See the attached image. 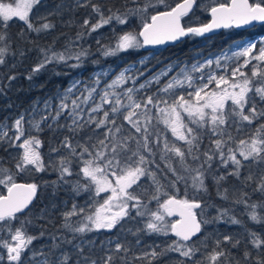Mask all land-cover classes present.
<instances>
[{
  "label": "snow or ice",
  "instance_id": "6c2138e0",
  "mask_svg": "<svg viewBox=\"0 0 264 264\" xmlns=\"http://www.w3.org/2000/svg\"><path fill=\"white\" fill-rule=\"evenodd\" d=\"M163 2L164 0H158V3ZM39 3L40 0H12L11 3L0 0V20L4 22L0 27L6 28V22L18 18L25 22L32 32L41 33L54 28L51 22H45L38 27L31 22L30 13ZM87 3H90V0H85V6ZM195 4L196 0H182L170 11L151 16V23H145L142 31L138 34L131 32L122 34L114 47H104L103 55L115 56L144 45L163 44L165 41H175L189 35L203 36L221 27L233 25L238 27L253 21H264V0L255 3H250L249 0H230V3H221L210 9L212 19L209 23L185 27L181 24V19L188 16ZM91 6L94 12L100 14V21L90 25L89 20L85 19L83 27H88L90 31H95L112 20L120 24L128 22L127 14H111L105 18L98 5ZM150 6H152L150 3L145 4L139 11L145 12ZM81 35L77 34V39H80ZM254 49L256 44L249 43L233 52L231 56L222 54L203 63L185 65L162 86L157 87L151 95L146 94L147 90L152 89L154 85H161V78L167 77L174 65H168L148 77L138 87L137 81L144 72L140 71L135 63L119 71L102 89L101 78L108 76L109 73L98 72L92 81L93 86L85 85L84 91L75 97L74 91L80 81H74L60 96L54 115L48 112L39 119L33 117L28 121L37 133L44 130L42 125L49 129L53 125L59 128L66 127L73 135L86 128L91 129L93 133L102 130V138L88 136L84 143L73 144L70 136H65L61 141L60 147L67 149L70 157L79 158L82 167L78 174L86 180L83 184L77 181L73 191L77 193L92 191L94 197L100 196L101 193L108 194L102 203L93 204L90 208H78L73 204L70 211L63 213L62 227L76 234L101 229L111 230L120 225L125 218L134 219L135 217L131 215L134 210L136 217L146 218L143 227L138 228L137 232L162 235L172 233L178 238L159 253L153 248L151 252H145L137 258L144 260L151 257V260H148V264H151L152 260L168 252L179 253L185 258L194 257L200 249L188 242L201 232L202 224L226 218L230 219L231 223H239L235 217L229 216V209H218L212 220L199 219L196 210H200L203 215L205 209L211 206L204 204L200 197L202 192L208 191L205 184L208 176H212L216 183L218 194L227 200L228 189L220 191L221 182L227 180L228 176L239 178L241 170L248 163H264V124H260L254 133L244 138H237L228 130L236 125V131L241 132L245 123L252 125L254 121L264 118V109H258L256 104L257 98L264 102V70L260 67L264 64V47H260L258 54L255 55ZM40 51L43 59L32 68L33 74L54 62L67 64L69 60L76 61L71 65L72 68H79L83 58L89 55L88 51L83 49L72 52L71 46L66 47L63 52L50 48H42ZM9 54L15 55V52L10 48L8 34L6 31H0V65L5 63V58ZM20 55L23 56L25 53L21 51ZM240 58H244L243 62L237 63L230 72L227 64L222 65V61L238 62ZM253 60L257 64L253 65L249 76L242 69L247 68ZM139 63L143 64L144 61ZM213 65L217 69L224 68L225 74L218 76L212 70ZM226 75L230 76V79L226 78ZM31 78L30 74L28 79ZM9 79L15 77L10 76ZM129 82L133 86L125 87ZM140 93L145 94L139 95ZM95 95H99V102H94ZM90 102H93L92 106L88 107ZM44 108L49 109L50 104L46 102ZM65 113L71 122L67 125H58L60 117ZM50 117L52 124L47 123ZM24 123L23 115L15 120L12 126L15 129L13 136H9L6 125H0V141H7L9 146L22 150L15 163V173L9 168L0 167V186L6 188V194H0V224L7 226V231L11 234V242L0 243L6 248L7 259L12 264H23L24 254L29 250L33 240L38 238L27 234L24 223L15 230L11 227V222L18 218L17 214L24 213L32 204L39 187L36 183H17L15 175L28 170L43 172L47 167L39 151L42 141L38 135L25 137ZM160 125L164 126L163 131ZM202 132L208 133L210 139V146L203 150ZM167 133L171 134L173 141H169ZM22 137L25 138L20 142ZM58 150L52 149L54 152ZM158 154L167 171L161 169L157 163ZM189 160L192 161L191 164ZM173 161L176 162L175 165ZM58 164L59 167L53 166V170L59 172L61 180L73 175L72 160L69 157H60ZM214 164L231 170L226 174L213 175ZM142 178L150 180L152 188L150 195L145 192L147 199H142L134 190L130 191L134 185L137 188L141 187ZM248 180H252L251 175L246 177V181ZM181 183L184 185V198L177 199L168 189L178 192L177 184ZM256 190L264 193V177H261ZM189 195L191 199L188 198ZM153 201L156 202L154 210L149 207ZM236 202L247 205V201L243 199ZM247 206L251 209L249 215L253 221L260 222L264 219L256 211L258 207L264 210V204L254 203ZM176 214L179 219L174 222L166 219ZM73 216H81L77 221L78 226L71 223ZM250 236L252 237L250 243L255 249L264 248V238L255 233H250ZM53 239L55 240V237ZM66 242L71 244L72 240ZM225 242L231 244L233 238L224 235L222 239L215 241V247L205 258L209 264H217L221 257L226 261V253L221 247ZM87 243L91 244L92 241ZM108 244L113 245V241L109 240ZM236 244H239V241H235L233 246ZM59 247L60 244L57 243L52 245V248ZM75 247L82 255L84 249L79 244ZM129 251L130 249L117 239L110 251L99 258V262L88 256H82V260L83 264H116L119 258L121 264H126L125 257L120 256V253L127 254ZM70 259L69 254L61 253L55 264H69ZM244 259L248 261L250 253L245 252ZM40 264L52 262L45 258ZM77 264H80V261H77ZM193 264H203V261H193ZM255 264H264V260L257 258Z\"/></svg>",
  "mask_w": 264,
  "mask_h": 264
},
{
  "label": "rangeland",
  "instance_id": "374dc122",
  "mask_svg": "<svg viewBox=\"0 0 264 264\" xmlns=\"http://www.w3.org/2000/svg\"><path fill=\"white\" fill-rule=\"evenodd\" d=\"M106 1L109 0H90V3H87L85 6V0H40V3L35 5L30 13V20L35 26H40L45 22H51L54 25V28L36 33L30 31L25 22L19 20L18 18H13L12 20L6 22V28L0 27V31H6L8 34V42L10 48L15 52V55L9 54L5 58V66L14 64V61L17 57V49L26 48L28 44L30 45L31 51H34L32 58L37 62L39 57L42 55L39 45L46 40L59 39L69 41V39H75L71 46L72 49L87 50L88 53L94 51V53L99 57L101 62L99 65H89L86 68H80L75 72L69 74L67 77L66 84L63 87L53 89L45 93L44 96L35 98L32 103L30 102L26 108H24L19 113L15 114L14 112H7L8 114L3 120H1L0 125H6L9 136L15 134V129L12 127L15 120L21 115L25 117V137L32 135L37 136L42 141V145L39 149L41 152L46 170L43 171L51 176L50 186L45 190L42 196L37 197L36 203L34 202L32 206L25 210L22 214H17L18 218L11 222V227L13 230L20 227L21 223L25 224V228L35 231L37 229H53L50 230L49 234H36L28 235L36 236L37 239L33 240L32 244L29 246V250L23 256V264H40V261L47 258L52 264L60 258L61 253H67L71 257L69 264H77V261H80V264H83L82 256H88L93 259H97L104 256L110 251V248L114 246V243L117 239L123 244H125L130 251L125 253H120V256L125 258L128 256V263H136V261H142L137 259L142 256L145 252H151L153 248L159 253L162 249L167 248L168 245L172 244L173 241L178 239L175 234L169 233L168 235L156 234V233H146V232H137L138 228L143 227L144 220L146 218L136 217V213L133 210L131 215L135 217L134 219L125 218L116 228L111 230H97L93 232H87L83 234H76L68 231L63 228L64 223L63 213L70 211L73 204H76L79 207L90 208L93 204H99L103 202V199L108 195L107 193H101L100 196L94 197L92 191H81L79 193L73 191V186L77 181L81 184L85 183L86 180L82 175H79V170L82 167V164L79 163L78 157H70L68 150L61 148V141L65 136H70L72 138L73 144L76 142L84 143L86 137L88 136H100L102 138V130H97L96 133H93L91 129H84L80 133L73 135L66 127L59 128L57 125H53L51 129L42 125L43 131L37 133L35 132L28 121L32 120L33 117L39 119L41 115H46L48 112H51L53 115L59 104V98L68 89L74 81H80V84L77 86L74 91V97L79 96L81 92L84 91V86L92 87V81L95 79V74L102 71H107L108 76L101 78L100 88L102 89L106 83H109L114 76L119 73L123 68L128 67L130 64H137V67L140 71L144 72V75L139 77L136 86L138 87L140 83H143L145 79L153 76L162 69H165L168 65H174L173 70L168 74L167 77L161 78V85H154L152 89L147 90L148 95L153 94L156 91L157 87L162 86L167 79L175 75L181 67L185 65L191 66L196 62L203 63L207 59H215L220 57L222 54L231 56L235 51H238L240 47L245 46L249 43H255L256 49L253 50V55L258 54L260 47H264V33L256 36L244 37L242 39L234 40L229 44L214 49L212 47L211 36L213 35H203V36H190V40L194 43V48L185 47L180 45V51L176 53V56L162 58L160 53L164 48L150 49L145 45L143 47L128 50L125 52H120L115 56H104L103 50L105 46L114 47L117 43L119 36L124 33H134L138 34L145 23H149L151 16L155 15L161 10H166L168 4L166 2L158 3V0H129L128 3L124 4V11L112 12L113 9L109 6V3ZM251 2H261V0H250ZM5 3H11L12 0H3ZM230 0H197V7L184 18V21L187 25L191 23L199 22L202 24L201 19L202 15L210 14V9L221 3H229ZM151 4L152 6L147 8V11L141 12L139 9L143 8L145 4ZM92 4H96L101 8L103 16L107 18L111 14L123 15L127 14V23L120 24L116 20H112L109 24H105L102 27L96 29L95 31H90L88 27H83V21L85 19L89 20V24H96L100 21V14L96 13L92 9ZM177 4V3H176ZM175 4V5H176ZM175 5L171 6L173 8ZM169 8V9H170ZM211 16V15H210ZM46 18V19H45ZM4 22L0 20V24ZM140 30H137V27L141 25ZM191 26V25H189ZM199 26V25H196ZM256 26V25H255ZM188 27V26H187ZM253 28V27H252ZM231 29V27L224 28ZM236 29V28H235ZM77 34H82L80 39H77ZM229 34L228 30L226 36ZM215 35V34H214ZM225 36V37H226ZM142 40V38H140ZM227 39V37H226ZM65 43V42H64ZM45 44H48L46 42ZM23 51V50H21ZM19 53V52H18ZM31 56L30 54H28ZM244 58H240L237 61H222L223 64H227L228 70L237 66V63H242ZM140 61H144L143 64H140ZM12 63V64H11ZM255 60L248 65L247 68L242 69L249 76H251V69L253 65H256ZM261 69L264 70V64L260 65ZM213 71L216 74L222 75L225 74L224 68L217 69L213 65ZM226 78L230 79V76L226 75ZM44 81L45 84L49 82V79L45 76L42 77L41 82ZM45 84H39L34 82L30 88L32 90L41 88ZM133 85L129 82L125 87H132ZM119 91V89H118ZM99 92V89H98ZM30 93V92H28ZM86 94V93H85ZM145 93H140L139 95H144ZM73 97V98H74ZM50 104L49 109H45V103ZM94 102H99V95L94 96ZM93 102H90L89 106H92ZM230 103V102H229ZM258 109H264V102L260 101L258 98L256 100ZM17 106H21L17 104ZM87 111V107H85ZM155 111V110H153ZM247 111V109H246ZM70 119L67 116V113L63 114L59 121L58 125H67L70 123ZM48 124H52L53 121L51 117L47 121ZM264 124V118L256 120L252 125H243L241 132L236 131V125H233L228 130L232 132V135L237 138H244L250 136L255 132L256 128ZM94 127V126H93ZM127 128V125L125 124ZM161 131L164 130V126H159ZM169 141H173L174 138L170 133H167ZM202 141L210 143L209 134L202 132ZM22 137L21 141L25 138ZM214 138V137H213ZM46 140V142H45ZM20 142H16L19 144ZM94 142V141H93ZM45 146V147H44ZM43 148V149H42ZM53 148L59 149L58 151H52ZM79 151V149H77ZM22 150L19 147L9 146L7 141H0V167H6L12 170L15 173V163L18 160ZM69 157L72 160L71 171L73 175L66 176L64 180H61L59 172L53 170V166L56 168L59 167L58 161L60 157ZM87 158V157H86ZM155 170V168H153ZM221 167L217 175L226 174L227 171ZM38 172V173H43ZM37 172L34 170H28L23 173L16 174L17 179L27 180L28 177L33 176ZM251 175L252 180L246 181V177ZM261 177H264V163H248L241 170V176L239 178L234 176H228L227 180L221 182V189H228L227 196L228 199H223L219 194L216 198L209 200V203L206 205H211L205 209V213L202 215L200 210L197 211V216L199 219H208L212 220L213 217L217 215V210L224 208L229 209V216L235 217L239 223H231L230 219H222L218 221H213L208 224H202L201 232L192 238L188 243L195 244L197 248L200 249L196 255L192 258H185L180 256L176 252H168L166 255L177 259H194L198 258L199 261H203V264H208V261L205 259L206 256L211 253L213 246H215V241L217 239H222L224 235H229L233 238V243H223L221 247L226 251L228 245L233 246L235 241H239V244H236L233 247V250L237 248L248 246L253 248L256 252H261L264 248L257 250L250 243L251 236L250 233H255L261 238H264V219H261L260 222L253 221L250 218L251 209L247 205L251 204H264V193L256 190L257 185L260 182ZM163 181V178H161ZM53 182H56L53 184ZM166 183V181H163ZM179 191H173L168 189L170 194L176 196L177 199L180 198V187L177 184ZM135 191L136 194L140 195L142 199H147L145 192L148 195L151 194L152 188L150 186V180L147 178L141 179V187L137 188L135 185L130 191ZM209 191V190H208ZM201 193L200 197L202 202L205 204V196H208L209 192ZM0 194H6V188L0 186ZM260 199H256V197ZM191 199V196L188 197ZM39 199V200H38ZM246 200L247 205L244 203H237L238 200ZM150 208L153 210L156 207V202L153 201L150 205ZM257 213L259 216L264 218V210L257 208ZM81 219V216H73L71 218V223L73 226H78L77 221ZM169 222H174L179 219L177 215L167 217ZM131 230V231H129ZM55 237V240L53 239ZM63 237V239H62ZM73 237H75L73 239ZM72 240V243L69 244L66 241ZM112 240L113 245H109L108 241ZM139 240V244H137ZM0 241H9L11 242V234L7 231V226L0 224ZM87 241H92L91 244H88ZM54 243L60 244L59 248H52ZM79 244L84 252L81 255L77 252L75 245ZM240 253L243 252V248L238 249ZM36 255H33V254ZM41 253L43 255H41ZM226 253V252H225ZM244 255V254H242ZM161 257V256H160ZM159 257V258H160ZM158 259L152 260V263L157 262ZM224 258V257H222ZM242 256H238L235 264H240L242 262ZM148 260H151V257L144 259V264H148ZM119 258L116 260V264L120 263ZM227 264L230 263L227 254L226 261ZM177 263V262H176ZM172 263V264H176ZM0 264H12V262L7 259V250L3 246V243H0Z\"/></svg>",
  "mask_w": 264,
  "mask_h": 264
},
{
  "label": "trees",
  "instance_id": "16d2710c",
  "mask_svg": "<svg viewBox=\"0 0 264 264\" xmlns=\"http://www.w3.org/2000/svg\"><path fill=\"white\" fill-rule=\"evenodd\" d=\"M129 0H109L106 1L107 3L111 2L109 4V6L113 9V13L116 11H124V4L128 3ZM181 0H164V2H166V4H168V7L170 8L171 6L175 5L176 3H178ZM197 1V0H196ZM198 4V3H197ZM197 7V5H196ZM195 7V8H196ZM209 19V14H205V12L202 15V19L201 22L202 24H205L207 22V20ZM143 25V23H141L140 26L137 27V30L139 31L141 26ZM183 25L185 27L191 25V26H196V25H200L199 22L196 23H191L189 25H187L185 23V21L183 20ZM229 32V34H227L226 36V32ZM264 33V25L260 24V25H256L253 26V28L250 29H244V30H239V29H235V28H231V29H222L221 31H219L217 34L211 36V40H212V47L214 49L220 48L222 46H224L225 44H229L230 42L237 40V39H242L244 37H249V36H256V35H261ZM190 36L189 35L185 40H183L182 42L175 44V45H169L166 48H164L161 53H160V57L162 58H167V57H172V56H176L175 54L178 53L180 51V45L187 47H192L194 48V43L190 40ZM227 39H226V37ZM74 38L69 39V41H65V40H59V39H51V40H46L45 42L41 43L39 45V49L42 48H50L53 51H57V52H63L65 50L66 47H69L70 45L73 44L74 42ZM46 42H48V44H45ZM65 42V43H64ZM21 50H23V52L25 53V55L21 56ZM81 50V48L77 49H72V52H77ZM19 52V53H18ZM31 52V56H29L28 54H30ZM34 53V51H31L30 45L28 44V47L26 46V48H18L17 49V57L16 60L14 61V64L5 66V64L0 65V122L1 120H3L8 114H6L8 111L9 112H14L15 114L19 113L20 111H22L24 108L27 107V105L35 99L37 97H41L44 96L45 93H47L49 91V87L51 86V91H53V89L59 88V87H63L66 84L67 81V76L73 72H75L76 70H79L80 68H86L89 65L93 66V65H99V63L101 62V60L99 59V57L94 53V51L90 52L89 55L85 58H83V63L81 65V67L79 68H72L71 65L75 64L76 61L75 60H69L67 62V64L62 63V62H54L52 64H49L48 66H46L45 69L41 70L38 73H32V68L40 61L43 59V54L39 57L38 61L36 62L33 58H32V54ZM32 75L31 79H28L29 75ZM10 76H14L15 79L10 80L9 77ZM45 76L49 79V82L47 84H45L44 81L41 82L42 77ZM34 82H38L39 84H45L44 86H42L41 88L39 87L38 89H34L32 90L30 88V86L34 83ZM30 92V93H28ZM17 104L21 105V106H17ZM44 141V140H42ZM46 142V140H45ZM210 146V143L206 142L205 140L202 141L201 143V149H206L207 147ZM45 147V146H44ZM43 149V148H42ZM157 163L160 164L161 169H164L165 171V165L162 161L159 160V154L157 155ZM175 161H173V164L175 165ZM189 163L191 164L192 161L189 160ZM213 175H217L218 172L220 171L221 167H218L216 164H214L213 166ZM16 179V182L18 181H25L22 179ZM25 182H29V183H36L39 187H38V196H42L45 192V190L48 188V186H50L51 183V176L45 172L43 173H36L33 176H30L27 178V180ZM205 184L207 186V189L209 190V194L208 196H205V204L209 203V200L211 201L213 198L215 199L216 196L218 195V191H217V185L214 182V180L212 179V176H208L205 180ZM178 186L180 187V198H184V185L178 184ZM221 189V186H220ZM256 199H260V197H256ZM39 200V199H38ZM37 201V200H36ZM35 201V203H36ZM264 224L261 226L263 229ZM50 230L53 229H37L36 232L32 231L30 229H27L29 234L32 235H36V234H49L51 233ZM264 231V229H263ZM176 240V238H175ZM215 246H213L214 248ZM234 246H230L228 245V247L226 248V254L227 257L230 261L229 264H235L234 262L237 261L238 256H242V262L240 264H255V260L257 258L264 260V250L261 252H256L253 248H249L248 246L245 247H240L243 248V252L240 253V251L237 248V250H233ZM212 248V249H213ZM219 250V249H217ZM224 250V249H223ZM245 252L250 253V259L248 261H246L244 259V254ZM128 256L125 258L126 260V264H144V261H136V263H132L130 261V263H128ZM225 258H220V260L217 262V264H227L226 262H224ZM193 261H199L198 258H194L192 260L187 259L186 261L184 259H175L172 257H168V255H163L159 258V260L155 263L152 264H172V263H176V264H193ZM117 264H121L117 263ZM207 264V263H206ZM209 264V262H208Z\"/></svg>",
  "mask_w": 264,
  "mask_h": 264
},
{
  "label": "water",
  "instance_id": "95a60500",
  "mask_svg": "<svg viewBox=\"0 0 264 264\" xmlns=\"http://www.w3.org/2000/svg\"><path fill=\"white\" fill-rule=\"evenodd\" d=\"M182 2V1H181ZM181 2H179V3H181ZM249 2L251 3V1L249 0ZM230 3V2H229ZM178 4V3H177ZM176 6V5H175ZM174 6V7H175ZM218 6V5H217ZM217 6H215V7H217ZM173 7V8H174ZM194 7H195V5L193 6V9H194ZM171 9H169V10H164V11H159L158 13H160V12H165V11H170ZM193 11V10H192ZM191 11V12H192ZM158 13H156L155 15H157ZM190 13V12H189ZM211 19H212V16H211ZM183 18L181 19V24L183 25ZM211 21V20H210ZM209 21V22H210ZM208 22V23H209ZM149 23H151V20H150V22ZM262 23H264V21H253V22H251V23H249V24H242V25H240V26H235V25H233V26H231V27H237V28H251V27H253V26H255V25H258V24H262ZM184 26V25H183ZM228 28V27H227ZM222 29H224V27H221V28H217V29H214L213 31H211V32H209V33H206L205 35H214V34H217L219 31H221ZM143 30V28L141 29V31ZM187 36H185V37H181V38H179L178 40H175V41H165L163 44H157V45H145L147 48H150V49H156V48H166L168 45H174V44H178V43H180V42H182L185 38H186ZM142 38V37H141ZM17 183H20V184H28L29 182H25V181H18ZM37 197H38V190H37V194H36V197L33 199V202H32V204L36 201V199H37ZM32 204L31 205H29V208L32 206ZM28 208V209H29ZM25 210H27V209H25ZM177 215V217H179L178 216V214H176ZM202 229V228H201ZM199 233H197L196 234V236L198 235ZM195 237V236H194ZM193 238V237H192Z\"/></svg>",
  "mask_w": 264,
  "mask_h": 264
},
{
  "label": "flooded vegetation",
  "instance_id": "af4514ba",
  "mask_svg": "<svg viewBox=\"0 0 264 264\" xmlns=\"http://www.w3.org/2000/svg\"><path fill=\"white\" fill-rule=\"evenodd\" d=\"M181 1H182V0H181ZM181 1H179V2H181ZM179 2H178V3H179ZM251 3H253V2H251ZM170 9H171V8H170ZM166 10H169V8H167ZM161 11H164V10H161ZM190 13H192V12H190ZM190 13H189V14H190ZM189 14H188V15H189ZM210 15H211V12H210V14H209V19L207 20L206 23H208V22L211 20V16H210ZM184 18H185V17H183V20H184ZM206 23H205V24H206ZM262 24L264 25V23H262ZM258 25H260V24H258ZM231 28H236V29H239V30L250 29V28H237V27H231ZM251 28H252V27H251ZM187 37H188V36H187ZM187 37H186V38H187ZM186 38H185V39H186ZM185 39H184V40H185ZM237 40H238V39H237ZM174 45H175V44H174ZM168 46H169V45H168Z\"/></svg>",
  "mask_w": 264,
  "mask_h": 264
},
{
  "label": "bare ground",
  "instance_id": "6f19581e",
  "mask_svg": "<svg viewBox=\"0 0 264 264\" xmlns=\"http://www.w3.org/2000/svg\"><path fill=\"white\" fill-rule=\"evenodd\" d=\"M196 3H197V1H196ZM195 7H196V4H195ZM195 7H194V9H195ZM194 9H193V10H194ZM182 22H183V21H182Z\"/></svg>",
  "mask_w": 264,
  "mask_h": 264
}]
</instances>
